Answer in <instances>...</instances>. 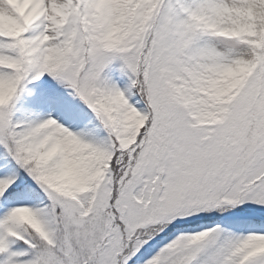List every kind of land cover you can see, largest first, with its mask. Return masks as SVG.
<instances>
[{
    "label": "snow or ice",
    "instance_id": "obj_1",
    "mask_svg": "<svg viewBox=\"0 0 264 264\" xmlns=\"http://www.w3.org/2000/svg\"><path fill=\"white\" fill-rule=\"evenodd\" d=\"M0 264H264V0H0Z\"/></svg>",
    "mask_w": 264,
    "mask_h": 264
}]
</instances>
